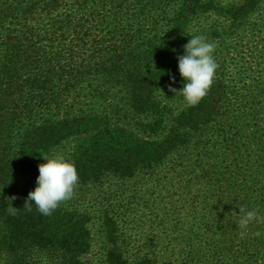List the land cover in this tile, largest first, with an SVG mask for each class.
Here are the masks:
<instances>
[{
  "label": "trees",
  "instance_id": "1",
  "mask_svg": "<svg viewBox=\"0 0 264 264\" xmlns=\"http://www.w3.org/2000/svg\"><path fill=\"white\" fill-rule=\"evenodd\" d=\"M262 1L0 0V264H163L164 217L179 264H203L246 105L259 119L264 84L237 57ZM193 34L214 42L217 68L188 105L168 86L183 85L177 56ZM60 152L79 176L71 197L49 215L25 208L38 164ZM165 183L179 221L177 207L146 209ZM84 191L101 194L92 208ZM225 246L212 264H264V238Z\"/></svg>",
  "mask_w": 264,
  "mask_h": 264
},
{
  "label": "rangeland",
  "instance_id": "2",
  "mask_svg": "<svg viewBox=\"0 0 264 264\" xmlns=\"http://www.w3.org/2000/svg\"><path fill=\"white\" fill-rule=\"evenodd\" d=\"M218 1L221 4H239L243 0ZM212 19L213 17H210L207 20H204L203 23H210ZM257 21L260 26L254 27L248 34L247 38L242 42L237 60L245 62V66L248 69L246 73L247 76L251 79L259 81V84H264V0L260 4L258 20H256V22ZM256 102L257 105L254 107H256V110L259 113V119L254 120L253 116L250 115V111L252 109L246 105V112L243 117L244 121H241L243 125L242 138H235V140L239 139V143L234 144L233 148L229 152L231 156L227 158L232 161L234 160L233 157H235L236 167L232 166L224 175L218 176L220 183L218 187L214 189L215 204L217 205L218 211L222 212V216L221 218H218V216L215 217L212 235L210 232L208 234V239L211 237L209 245L206 248L200 249L201 255L205 256L203 264H212L214 260L210 256L215 255V248L222 247L225 251L227 250V247L225 246L226 244L236 247L242 242V239L244 238H241L238 235L239 231H241L238 226V214L241 207L244 209H251L255 208L256 205L261 206L264 202L263 196L260 195H258L256 201L243 200V196L248 193L256 195V190H264V93L256 98ZM258 129L263 133L258 131ZM235 146H239L238 150L234 149ZM60 154H62V152H60ZM223 180H225V182L231 180L234 186H228V188H226ZM164 187L165 188L162 190L156 187L152 193L150 188V196L147 202L148 207L145 208L149 210L151 209L154 213L159 210L158 213L161 215L166 211H169L170 214L172 207H177V211L174 216L179 221V202H174V200H177L178 197L176 198L175 196H170V194H172V190H174L173 187L167 186V183L164 184ZM91 192L95 195H91ZM84 193L86 195L84 202L88 205V207H91V204L94 203L93 201L98 202L101 197V194L96 191H84ZM157 195L159 196L156 197ZM163 196H165L163 201L159 202ZM155 197L156 199L152 203V199ZM114 209H117V207H114ZM209 211H212V207ZM164 218H162L164 225L159 227L158 232V235L161 238L160 249L162 250V256L165 258L163 264H179L178 249L174 248L172 250V247L167 244L168 240L172 236L170 226L174 224L175 221L170 222ZM260 227L261 230L257 232ZM165 228H169L168 231H165ZM262 230H264V223L253 221L249 225L248 234L246 236L251 239H257L258 237L263 239L264 233H261ZM175 234H177V231L173 233V235ZM161 262L162 260H160L158 264H161Z\"/></svg>",
  "mask_w": 264,
  "mask_h": 264
},
{
  "label": "clouds",
  "instance_id": "3",
  "mask_svg": "<svg viewBox=\"0 0 264 264\" xmlns=\"http://www.w3.org/2000/svg\"><path fill=\"white\" fill-rule=\"evenodd\" d=\"M182 47L184 52L177 56V61L183 85L179 90L172 85L168 87L170 91L180 93L186 104L195 105L207 94L213 82L217 68L213 56L215 44L201 34H193ZM170 79L175 81V77L171 74ZM43 157L45 162L38 164L36 186L28 192L25 208L30 209L31 204L34 203L41 214L49 215L60 202L71 197L79 176L75 163L65 155L53 153ZM9 211L14 215L16 207ZM238 215V226L241 229L238 235L241 238L246 237L249 225L253 221L264 223V213L256 208L241 207Z\"/></svg>",
  "mask_w": 264,
  "mask_h": 264
}]
</instances>
